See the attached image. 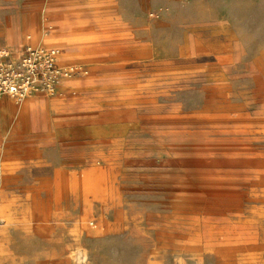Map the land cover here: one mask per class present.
I'll use <instances>...</instances> for the list:
<instances>
[{"label":"rangeland","instance_id":"rangeland-1","mask_svg":"<svg viewBox=\"0 0 264 264\" xmlns=\"http://www.w3.org/2000/svg\"><path fill=\"white\" fill-rule=\"evenodd\" d=\"M39 45L76 73L0 105V264H264V0H0Z\"/></svg>","mask_w":264,"mask_h":264},{"label":"built area","instance_id":"built-area-1","mask_svg":"<svg viewBox=\"0 0 264 264\" xmlns=\"http://www.w3.org/2000/svg\"><path fill=\"white\" fill-rule=\"evenodd\" d=\"M58 59V50L43 46L24 47L17 54L0 47V102L56 94L58 80L76 73V66H61Z\"/></svg>","mask_w":264,"mask_h":264},{"label":"bare ground","instance_id":"bare-ground-1","mask_svg":"<svg viewBox=\"0 0 264 264\" xmlns=\"http://www.w3.org/2000/svg\"><path fill=\"white\" fill-rule=\"evenodd\" d=\"M55 27V26H54ZM59 27V26H58ZM51 28V27H50ZM53 29H55V28H53ZM60 29H63V28H60ZM74 34V33H73ZM75 35V34H74ZM73 40H75V38L73 39ZM71 41V40H70ZM60 41H57L56 39H55V35H53L52 33H51V35L49 36L48 35V33H45V32H43L42 34H41V37H39L38 38V43H41V44H45V45H51V46H58L57 45V43H59ZM85 43V42H84ZM10 45V44H9ZM39 46H42V45H39ZM44 47H46L47 48V46H44ZM31 48V47H30ZM52 49H55V48H52ZM55 50H57V49H55ZM13 54H16V52H12ZM68 77V76H67ZM135 77V76H134ZM62 78H65V77H61L59 80H58V84H59V82H60V80L62 79ZM32 95H37V94H32ZM32 95H29L28 97H30V96H32ZM34 101V100H33ZM34 109V108H33Z\"/></svg>","mask_w":264,"mask_h":264},{"label":"crops","instance_id":"crops-1","mask_svg":"<svg viewBox=\"0 0 264 264\" xmlns=\"http://www.w3.org/2000/svg\"><path fill=\"white\" fill-rule=\"evenodd\" d=\"M17 47V46H15ZM59 51V65L61 66H64L62 65L64 63V59L61 58V55L64 53L62 50H58ZM66 61V60H65ZM59 88V87H58ZM10 100L9 99H3L1 102H0V105H2L3 103H6V102H9ZM8 108V107H7Z\"/></svg>","mask_w":264,"mask_h":264}]
</instances>
